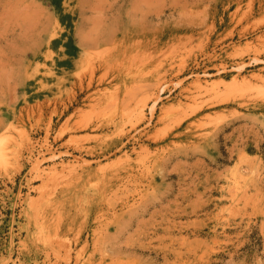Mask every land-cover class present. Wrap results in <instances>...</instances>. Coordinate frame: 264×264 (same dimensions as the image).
<instances>
[{
    "label": "rangeland",
    "instance_id": "374dc122",
    "mask_svg": "<svg viewBox=\"0 0 264 264\" xmlns=\"http://www.w3.org/2000/svg\"><path fill=\"white\" fill-rule=\"evenodd\" d=\"M0 264H264V0H0Z\"/></svg>",
    "mask_w": 264,
    "mask_h": 264
},
{
    "label": "bare ground",
    "instance_id": "6f19581e",
    "mask_svg": "<svg viewBox=\"0 0 264 264\" xmlns=\"http://www.w3.org/2000/svg\"><path fill=\"white\" fill-rule=\"evenodd\" d=\"M2 144L3 142L0 140V158H2V153H1V147L3 146Z\"/></svg>",
    "mask_w": 264,
    "mask_h": 264
}]
</instances>
